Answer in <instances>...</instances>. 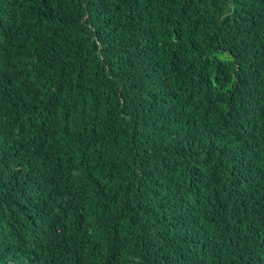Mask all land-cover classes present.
Here are the masks:
<instances>
[{"label": "trees", "instance_id": "trees-1", "mask_svg": "<svg viewBox=\"0 0 264 264\" xmlns=\"http://www.w3.org/2000/svg\"><path fill=\"white\" fill-rule=\"evenodd\" d=\"M0 264H264V0H0Z\"/></svg>", "mask_w": 264, "mask_h": 264}]
</instances>
